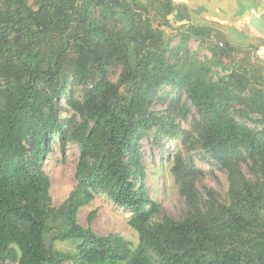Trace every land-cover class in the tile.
Returning a JSON list of instances; mask_svg holds the SVG:
<instances>
[{
	"label": "trees",
	"instance_id": "1",
	"mask_svg": "<svg viewBox=\"0 0 264 264\" xmlns=\"http://www.w3.org/2000/svg\"><path fill=\"white\" fill-rule=\"evenodd\" d=\"M175 10L174 0H0V264H264L262 67L223 42L199 63L186 44L214 30L169 34ZM145 141L201 151L227 174L226 196L199 188L189 156L169 154L184 207L161 217ZM54 144L79 148L59 206L45 171ZM100 195L131 212L137 243L98 234L96 213L80 223Z\"/></svg>",
	"mask_w": 264,
	"mask_h": 264
},
{
	"label": "rangeland",
	"instance_id": "2",
	"mask_svg": "<svg viewBox=\"0 0 264 264\" xmlns=\"http://www.w3.org/2000/svg\"><path fill=\"white\" fill-rule=\"evenodd\" d=\"M167 27L169 34H179L184 32L183 28ZM177 38L173 41L172 45L176 44ZM179 42V41H178ZM177 42V43H178ZM193 44L190 50L197 52V58L203 61H208L212 57L211 52L197 47ZM187 47V46H186ZM188 48V47H187ZM118 73H113L111 76L113 81L117 80ZM158 110H163V107H157ZM252 118L256 114L251 115ZM185 127H189L186 122L183 123ZM249 126L253 123L249 122ZM261 125H259V128ZM53 152L48 156L45 162V171L52 179L51 194L53 202L56 206L61 205L68 197L69 193L74 186V174L79 158V148L76 144H70L65 148L64 153L58 144L53 145ZM182 151V154L189 156L194 164L203 170L204 177L201 183L198 184L199 188L203 191V187L214 188L222 197H225L228 191V178L227 174L210 163L205 158L201 151H190L184 149L180 141H164L161 147L155 148L147 141L144 142L143 149V163L148 170L147 189L149 195L161 207L160 216H168L178 219L184 207L183 198H181L178 188L175 186L174 179L170 173V162L167 161V156ZM243 171L249 176L248 166H243ZM96 213L92 222L93 229L100 235H108L110 233H120L126 239L137 243V234L129 228L127 220L131 216V212L123 209L110 202L106 196L100 195L89 205L83 207L79 213V221L83 226H89L90 216ZM61 247L70 249L72 246L69 244H60Z\"/></svg>",
	"mask_w": 264,
	"mask_h": 264
},
{
	"label": "crops",
	"instance_id": "3",
	"mask_svg": "<svg viewBox=\"0 0 264 264\" xmlns=\"http://www.w3.org/2000/svg\"><path fill=\"white\" fill-rule=\"evenodd\" d=\"M142 5L152 4L155 0H131ZM176 10L169 17L170 25L186 30L191 26L210 27L214 30L211 39L202 45L200 40L189 39L187 47L211 52L209 47L220 42L229 44L238 50L234 57L241 62L249 56L252 62L262 67L264 74V35L252 25V17L261 18L264 22V0H174ZM186 7V15L181 11ZM179 40L176 41V43ZM194 52V50H191ZM212 57V55H211ZM223 65L229 61L222 59ZM220 72H222L220 70Z\"/></svg>",
	"mask_w": 264,
	"mask_h": 264
},
{
	"label": "water",
	"instance_id": "4",
	"mask_svg": "<svg viewBox=\"0 0 264 264\" xmlns=\"http://www.w3.org/2000/svg\"><path fill=\"white\" fill-rule=\"evenodd\" d=\"M181 9H182L181 11L183 12V14L186 15V11H187L186 7H183ZM137 10L138 11H145L142 8H137ZM252 25L254 26L255 29H257L258 32H260L261 34L264 35V22L261 18L253 16L252 17Z\"/></svg>",
	"mask_w": 264,
	"mask_h": 264
},
{
	"label": "built area",
	"instance_id": "5",
	"mask_svg": "<svg viewBox=\"0 0 264 264\" xmlns=\"http://www.w3.org/2000/svg\"><path fill=\"white\" fill-rule=\"evenodd\" d=\"M221 46H223L222 44H220Z\"/></svg>",
	"mask_w": 264,
	"mask_h": 264
}]
</instances>
